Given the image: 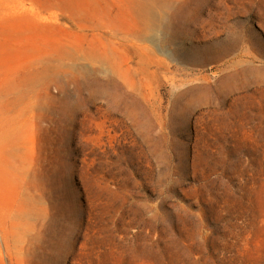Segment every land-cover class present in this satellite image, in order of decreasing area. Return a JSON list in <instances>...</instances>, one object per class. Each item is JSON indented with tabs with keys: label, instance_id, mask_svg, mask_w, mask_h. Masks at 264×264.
<instances>
[{
	"label": "rangeland",
	"instance_id": "1",
	"mask_svg": "<svg viewBox=\"0 0 264 264\" xmlns=\"http://www.w3.org/2000/svg\"><path fill=\"white\" fill-rule=\"evenodd\" d=\"M0 1V264H264V0Z\"/></svg>",
	"mask_w": 264,
	"mask_h": 264
},
{
	"label": "crops",
	"instance_id": "2",
	"mask_svg": "<svg viewBox=\"0 0 264 264\" xmlns=\"http://www.w3.org/2000/svg\"><path fill=\"white\" fill-rule=\"evenodd\" d=\"M9 3V2H8ZM0 5H1V1H0Z\"/></svg>",
	"mask_w": 264,
	"mask_h": 264
}]
</instances>
